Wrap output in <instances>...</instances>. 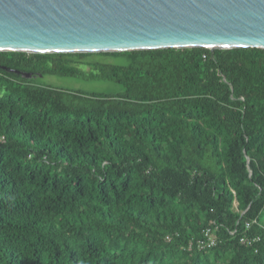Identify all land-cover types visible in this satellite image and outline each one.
I'll use <instances>...</instances> for the list:
<instances>
[{"label":"trees","instance_id":"1","mask_svg":"<svg viewBox=\"0 0 264 264\" xmlns=\"http://www.w3.org/2000/svg\"><path fill=\"white\" fill-rule=\"evenodd\" d=\"M263 212L264 48L0 51V264H264Z\"/></svg>","mask_w":264,"mask_h":264},{"label":"water","instance_id":"2","mask_svg":"<svg viewBox=\"0 0 264 264\" xmlns=\"http://www.w3.org/2000/svg\"><path fill=\"white\" fill-rule=\"evenodd\" d=\"M264 48V0H0V51Z\"/></svg>","mask_w":264,"mask_h":264},{"label":"rangeland","instance_id":"3","mask_svg":"<svg viewBox=\"0 0 264 264\" xmlns=\"http://www.w3.org/2000/svg\"><path fill=\"white\" fill-rule=\"evenodd\" d=\"M34 81L63 88L106 92L111 90V85L108 82L76 80L70 77H62L57 75L35 76ZM262 216L264 217V212L262 213Z\"/></svg>","mask_w":264,"mask_h":264},{"label":"built area","instance_id":"4","mask_svg":"<svg viewBox=\"0 0 264 264\" xmlns=\"http://www.w3.org/2000/svg\"><path fill=\"white\" fill-rule=\"evenodd\" d=\"M249 224L250 223H248V225ZM256 239L258 240L259 237H257ZM241 241L244 243H248V244L252 243V239L249 236H243L241 238ZM217 242H218L217 238L215 237V235L213 236L212 228H206V230L204 231V237L199 239L196 245L198 248L203 249V248L212 247L216 245ZM191 245L192 243H190V248H191Z\"/></svg>","mask_w":264,"mask_h":264}]
</instances>
